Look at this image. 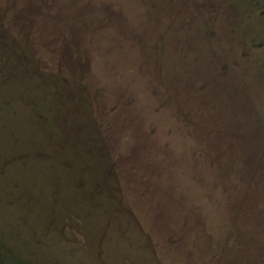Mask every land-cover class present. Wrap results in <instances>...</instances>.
Segmentation results:
<instances>
[{
    "label": "rangeland",
    "instance_id": "374dc122",
    "mask_svg": "<svg viewBox=\"0 0 264 264\" xmlns=\"http://www.w3.org/2000/svg\"><path fill=\"white\" fill-rule=\"evenodd\" d=\"M0 242L264 264V0H0Z\"/></svg>",
    "mask_w": 264,
    "mask_h": 264
},
{
    "label": "trees",
    "instance_id": "16d2710c",
    "mask_svg": "<svg viewBox=\"0 0 264 264\" xmlns=\"http://www.w3.org/2000/svg\"><path fill=\"white\" fill-rule=\"evenodd\" d=\"M7 248L3 246L0 242V262L2 264H17V261L14 258V255H11V263H8L6 260V255H7Z\"/></svg>",
    "mask_w": 264,
    "mask_h": 264
}]
</instances>
